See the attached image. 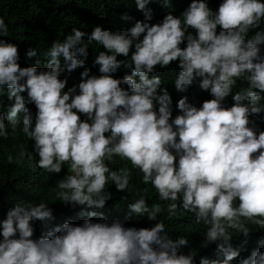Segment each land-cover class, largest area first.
<instances>
[{
    "label": "clouds",
    "instance_id": "clouds-1",
    "mask_svg": "<svg viewBox=\"0 0 264 264\" xmlns=\"http://www.w3.org/2000/svg\"><path fill=\"white\" fill-rule=\"evenodd\" d=\"M148 2L135 0L145 21L127 30L96 26L86 34L73 28L47 51L46 70L20 66L18 46L3 38L8 28L0 18V93L6 87L8 99H14L6 115L0 111V135L7 137V125L15 129L23 113V132L39 157L36 167L58 174L67 163L71 171L58 181L56 196L88 209L103 208L111 199L105 191L109 180L118 192L131 191L128 170L113 171L104 163L113 156L130 161L161 201L179 200V207L207 226L204 247L215 243L223 256L212 264H229L240 255L232 236L249 235L243 220L264 229V131L257 132L249 119L264 112V105L256 106L264 98V55L258 47L264 30L246 38L264 20V2L223 0L213 11L206 0H191L182 19L169 13L155 24L148 22ZM85 35L105 49L93 60L100 75L85 68L78 85L63 91L67 78L59 79L61 72L84 67ZM133 47L130 62L117 59L129 57ZM26 55L35 57L37 51L28 49ZM177 60L175 89L185 92L198 78L199 88L213 98L197 108L183 96L176 104L180 114L172 118L170 94L149 74ZM122 66L131 74L113 78ZM241 77L248 87L233 94ZM230 95L233 104L226 108L223 101ZM28 104L35 105L34 118ZM8 162H14L11 156ZM177 207L168 205L169 218ZM128 209L146 214L148 221L162 211L159 204L149 209L142 195ZM86 215L79 225L65 221L33 239L34 222L54 219L52 209L44 203L10 207L0 219V264H194L192 255L180 252L186 238H170L162 221L136 228L120 219L109 222L103 213ZM200 264L209 262L202 258ZM240 264H264V252L254 249Z\"/></svg>",
    "mask_w": 264,
    "mask_h": 264
},
{
    "label": "trees",
    "instance_id": "trees-1",
    "mask_svg": "<svg viewBox=\"0 0 264 264\" xmlns=\"http://www.w3.org/2000/svg\"><path fill=\"white\" fill-rule=\"evenodd\" d=\"M190 2L191 0H149L146 9L151 10L152 19L148 22L150 24L160 23L163 17L169 13L181 17V13ZM206 2L209 8L215 11L223 0H206ZM125 15L129 19H122ZM0 18L4 19L8 28L7 35L3 38L18 46L20 56L18 63L20 66H35L38 70H46L48 60L46 53L53 42H63L67 35L72 34L73 28L86 34H90L96 26L101 27L102 30L119 32L131 28L137 21H145L144 12L137 9L135 0H0ZM260 30H264V20H261L259 28L249 31L246 38L251 39L255 32ZM188 31L195 35L193 29L189 28ZM83 40L88 48L84 67H78L70 74L67 71L61 72L59 79L67 78V85L63 91H67L73 85H78L81 73L85 68L90 70V75H100L98 66L93 65V60L99 52L105 51V49L95 41L88 42L87 35L83 37ZM185 46L186 41L180 45L181 48ZM258 47L261 49V55H264V44L258 45ZM28 49H36L37 56L28 58L26 55ZM132 51H134V47L130 49L129 57L118 55L117 59L130 62ZM77 58L84 59L81 56ZM178 63L177 60L171 62L167 67L157 65L154 72L149 74L150 78L153 75L158 76L161 79L160 89H166L170 94L172 118L180 114L176 104L183 96H187L188 102L197 108L202 105L203 101L213 98L210 92L199 88L198 78L185 92L177 91L174 82L180 72ZM61 67H64L62 57ZM130 74L131 68L122 66L113 74V78L119 79ZM135 79L138 82V77ZM121 87L127 89V85H121ZM247 87V80L241 77L236 80L232 92L234 94ZM159 91L158 89V94ZM21 95L26 96V93ZM12 103H14V99H8L7 88L5 87L0 93V111L6 115ZM244 103L247 104L249 101L246 100ZM232 104L231 95L223 101V106L226 108L231 107ZM261 105H264V98L256 106ZM26 107L30 109L34 118L35 105L28 104ZM23 115V113L19 114L20 123L15 129L11 124L7 125V137L0 135V219H3L6 211L16 204L36 205L44 203L48 205L52 209L54 219L35 221L33 239L44 235L49 229L61 225L65 221L79 225L88 218L86 213L89 211L103 213L109 222L113 219H120L124 222L125 227H151L152 224L162 221L165 225V233L170 238H186L188 244L182 247L180 252L185 255H192L194 264H200L202 258L207 259L209 264L223 259L222 254L217 251L215 243L204 247L203 241L207 226L203 222H197L193 213L186 212L179 207V200L161 201L152 185L143 182V174L139 169L133 168L130 161L121 159L119 156H113L111 160L105 159L104 163L113 171L128 170L131 191L127 193L118 192L109 180L105 191L111 192V199L100 209L74 206L59 200L56 196V192L59 191L56 185L59 180L69 174L71 169L66 163L62 166V171L57 174L48 173L36 167V161L39 157L33 151L34 142L23 132ZM81 119L84 120L86 117L81 116ZM249 119L253 122L250 126L254 127L257 132L264 131V112L259 115H252ZM9 156L13 158L14 162H8ZM17 160L19 163L15 162ZM141 195L147 200L149 209L156 204L161 206L162 211L157 214L156 221H148L146 214L138 216L128 209V205L134 203ZM124 196H127V199L122 198ZM170 203H177L178 207L175 215L169 218L168 205ZM92 219L94 222H98L99 216ZM243 223L248 228L249 235L247 237H244L243 234L232 236L231 246L234 249H240V255L230 261L229 264H240V261L254 249L264 252V229L248 220H243ZM229 231L234 232L232 229Z\"/></svg>",
    "mask_w": 264,
    "mask_h": 264
}]
</instances>
